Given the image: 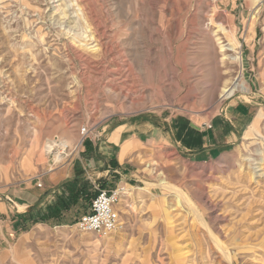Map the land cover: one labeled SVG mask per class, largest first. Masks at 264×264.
I'll use <instances>...</instances> for the list:
<instances>
[{"label":"rangeland","instance_id":"374dc122","mask_svg":"<svg viewBox=\"0 0 264 264\" xmlns=\"http://www.w3.org/2000/svg\"><path fill=\"white\" fill-rule=\"evenodd\" d=\"M219 38L237 48L227 62ZM233 79L248 90L224 98ZM231 101L250 119L207 155L203 129ZM146 120L159 128L122 159L133 176L99 183L100 141ZM68 169L50 205L17 213L13 190ZM108 186L120 228L80 231ZM0 202L8 264H264V0H0Z\"/></svg>","mask_w":264,"mask_h":264},{"label":"crops","instance_id":"0c3cea01","mask_svg":"<svg viewBox=\"0 0 264 264\" xmlns=\"http://www.w3.org/2000/svg\"><path fill=\"white\" fill-rule=\"evenodd\" d=\"M243 61V56H241V62ZM229 81L230 80L225 81L222 90ZM249 112H251L249 105L247 106L241 104V102L238 101H231L228 103L223 114H218L219 117L215 120V126L214 128H211L213 130L208 131L207 128L203 129V131L207 133L205 136L202 135L200 137L199 141L201 143L198 142L200 143V148H198L202 150L205 149L207 155L212 156L219 150L230 147V145L236 143L238 141L240 132L245 129V126L250 119ZM141 124H143L145 128L147 127V129L150 128V130L143 133V135L139 133V130L143 126H141ZM153 125L155 127H153ZM155 128L159 127L154 124L152 120H146L145 123L137 122L134 125L126 126L124 129L115 130L109 134H106L104 139L100 141L99 151L102 152L103 156L105 157V161H103V164H101V167L103 168L96 172L99 178L103 177V180L99 181V183H102L103 181L111 184L113 179L116 178L114 174H122L125 178H130V176H133V172H131L127 166H123L122 159L129 158L131 149L137 144L138 146L142 144L144 135L151 134L154 136L153 131L156 130ZM127 132L132 135H129L127 139H124V133ZM199 155L201 157V154ZM107 158L112 160V166L110 163H108V160H106ZM147 167L150 168V164L147 165ZM80 171H86V175H83V178H90V174L87 172L85 167H81ZM55 175L56 177L53 175L47 180H43V186L40 188L37 187L36 184H31V186L20 190H13V192L10 193V201L14 204V207L23 208L22 210H18L17 213H25L32 207H35V210H37L38 208H46L48 205H50L55 200L57 195L61 193L60 186L64 184L67 179H69L71 175L70 169H68L65 175L61 176L59 173H56ZM104 189L113 190L111 186L104 187ZM10 211L11 210L8 208V204L6 202H0V218L4 215H7L9 219ZM24 219L26 220L27 218ZM10 222L15 223L16 220ZM26 223L27 222H25V224ZM9 227V225L1 226L0 245L10 244V238H8L10 236V232L8 231ZM29 234L30 233H27L25 235ZM5 247L6 246H3V249L0 248V264H8L9 259H7V252L9 249ZM5 259L6 261H4Z\"/></svg>","mask_w":264,"mask_h":264},{"label":"built area","instance_id":"2783aa9c","mask_svg":"<svg viewBox=\"0 0 264 264\" xmlns=\"http://www.w3.org/2000/svg\"><path fill=\"white\" fill-rule=\"evenodd\" d=\"M90 132V128L81 129L83 140L89 137ZM52 142L61 144V140H53ZM67 150L68 147H65L62 153L63 159L68 156ZM120 194V190L100 189L91 203L90 210L79 219L78 229L82 232L95 233L103 238L117 232L120 228V214L116 205L120 199Z\"/></svg>","mask_w":264,"mask_h":264},{"label":"bare ground","instance_id":"6f19581e","mask_svg":"<svg viewBox=\"0 0 264 264\" xmlns=\"http://www.w3.org/2000/svg\"><path fill=\"white\" fill-rule=\"evenodd\" d=\"M256 1H257V3L262 2V0H256ZM220 30H223L222 27L220 28ZM219 40L221 41L223 39L219 38ZM220 43L223 44L224 41H221ZM236 49H237L236 46H233V45L228 44V43L221 45V52L223 54V58H222L223 62H227V60L233 59L231 57V55H228L227 53L228 52H234ZM239 89L248 90L245 83H243L240 79H233L232 81H229L226 84V86L223 88V90H222L223 97L228 98V97L232 96L236 90H239ZM65 147H69V143L67 142V140H64V139H62L61 144H56L54 142H50L47 145L48 151L50 153L55 154V158H56L57 162H60L63 160L62 153H63ZM161 184L166 189L174 190V188L171 186V184L165 180H162ZM106 238H108V237H106Z\"/></svg>","mask_w":264,"mask_h":264},{"label":"trees","instance_id":"16d2710c","mask_svg":"<svg viewBox=\"0 0 264 264\" xmlns=\"http://www.w3.org/2000/svg\"><path fill=\"white\" fill-rule=\"evenodd\" d=\"M96 196H97V195H96ZM96 196H95V197H96Z\"/></svg>","mask_w":264,"mask_h":264}]
</instances>
